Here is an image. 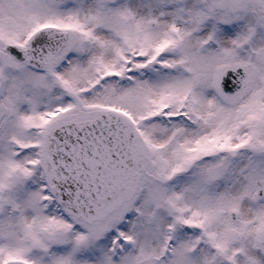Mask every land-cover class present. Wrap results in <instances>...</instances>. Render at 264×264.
Segmentation results:
<instances>
[{
    "label": "snow or ice",
    "instance_id": "snow-or-ice-1",
    "mask_svg": "<svg viewBox=\"0 0 264 264\" xmlns=\"http://www.w3.org/2000/svg\"><path fill=\"white\" fill-rule=\"evenodd\" d=\"M0 264H264V0H0Z\"/></svg>",
    "mask_w": 264,
    "mask_h": 264
}]
</instances>
